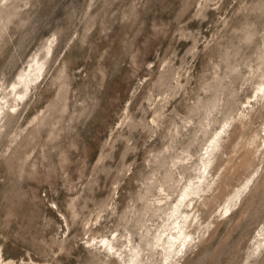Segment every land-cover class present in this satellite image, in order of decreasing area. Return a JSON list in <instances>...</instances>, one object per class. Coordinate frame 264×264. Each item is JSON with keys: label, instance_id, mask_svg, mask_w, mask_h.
I'll return each instance as SVG.
<instances>
[{"label": "rangeland", "instance_id": "374dc122", "mask_svg": "<svg viewBox=\"0 0 264 264\" xmlns=\"http://www.w3.org/2000/svg\"><path fill=\"white\" fill-rule=\"evenodd\" d=\"M39 58L45 79L0 130V264H104L95 243L111 234L122 250L144 246L161 222L154 207L167 202V216L178 204L234 116L214 189L187 225L195 239L172 263L264 264V93L253 100L264 0H0L10 104ZM253 173L242 204L223 210Z\"/></svg>", "mask_w": 264, "mask_h": 264}, {"label": "bare ground", "instance_id": "6f19581e", "mask_svg": "<svg viewBox=\"0 0 264 264\" xmlns=\"http://www.w3.org/2000/svg\"><path fill=\"white\" fill-rule=\"evenodd\" d=\"M53 43L54 42H51V44L47 46L48 53L54 50ZM46 71L47 66L42 58L34 59L32 61L30 68L28 70L26 69L19 76L18 80L12 84L11 89L13 93L15 92L14 104H10V100L8 99L10 94L9 90L6 88L0 89V130L3 129L5 124H7L4 120L7 119L12 112L18 113L21 111V104L23 103V105H26L30 101L32 98V85L30 84H34V82L39 80L41 77L44 80ZM42 79H40V81L43 82ZM41 83L38 86H40ZM258 84L259 87L257 88V93L253 100L260 103L262 100L260 93H264V81L260 83L258 82ZM19 88H25V90H19ZM251 102L252 100L250 103ZM255 102L251 104V107L254 106ZM6 105L7 107L9 106L8 110L5 109ZM247 112L244 110L239 117L246 118L250 115L249 111ZM236 121V116L226 119L222 129L220 130V128H218L215 131V134L217 133L216 136L214 139L213 137L211 138L210 143L205 147L206 149L204 154H202L203 156L205 155V158L202 159L199 170L200 174L196 178L197 181H190V178H192L190 177L182 183L181 190L182 188L184 189L183 194L178 204L169 210L170 212L167 214V216H163L168 210V208L164 207L167 202L164 204H158L154 207L152 212L154 215H156L157 212H160L159 215L161 217V222L158 224L155 231L152 232L150 236L148 235V239L144 246H131L128 251L122 250L117 244V234L104 235L98 241H96V247H99L100 250L103 249L102 262L104 264H107L108 262L114 264H153L154 260H152V258L156 257V255H159V264H173V260L176 259L179 253L183 252V249L189 242L193 240V238L195 239V237H192L191 234L188 233L187 228L190 227L194 219H196V209L198 207L197 205L199 204L198 202L202 201V203H204L208 199L207 192L214 189L213 187L215 184V178L213 176L211 177V171L209 169L217 157V152L222 148L223 143L226 141V136H230V130L231 128H234ZM219 130L220 132H218ZM261 139L264 140V136H261ZM253 175L254 173L247 177L245 182L234 188L235 190L233 192L228 194L222 207L223 210L229 212L233 210V208H235L239 202L242 204L245 198V192L248 189L251 190L250 184L251 181H253ZM188 180L190 181L189 184H187ZM175 182L180 181L175 180ZM163 192H166L165 188L163 189ZM169 195L170 194L167 193V196ZM160 201L162 202L163 198H161ZM202 203L200 205H202ZM183 206H185V208H183ZM189 222L190 224H188ZM209 225H211L210 222L207 224V228L210 227ZM258 234L259 236L257 235L258 238L256 239V244H258V248H261L264 243V225L259 230ZM89 242L91 243L92 239H90ZM1 262L3 263L4 259L0 251V263Z\"/></svg>", "mask_w": 264, "mask_h": 264}]
</instances>
